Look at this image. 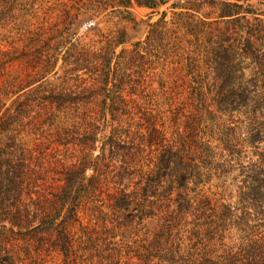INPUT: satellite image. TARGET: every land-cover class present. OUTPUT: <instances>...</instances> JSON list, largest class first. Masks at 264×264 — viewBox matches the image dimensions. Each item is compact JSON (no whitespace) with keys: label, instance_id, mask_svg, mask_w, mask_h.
<instances>
[{"label":"trees","instance_id":"1","mask_svg":"<svg viewBox=\"0 0 264 264\" xmlns=\"http://www.w3.org/2000/svg\"><path fill=\"white\" fill-rule=\"evenodd\" d=\"M112 2L129 49L81 7L0 48V264H264V0Z\"/></svg>","mask_w":264,"mask_h":264},{"label":"rangeland","instance_id":"2","mask_svg":"<svg viewBox=\"0 0 264 264\" xmlns=\"http://www.w3.org/2000/svg\"><path fill=\"white\" fill-rule=\"evenodd\" d=\"M102 1L105 2L102 3ZM3 2V0H0V48H5L6 45H9L8 42L18 38L19 33L25 28L37 31L40 39L44 40L48 34L52 33L51 26L54 22L62 17L65 18L66 14L64 11L66 9L70 11L69 15L74 17V13H77V8L81 7L80 16L78 18L75 16L68 26L69 30L66 37L72 40L80 38L85 42H89L90 39H97L95 34L99 33V31L114 30V37L122 38L123 41L117 45L116 50L129 49L134 42L143 40L148 31V23L155 21L159 16L157 12H152V9L136 4L124 8L113 3L112 0H7L6 4H3ZM86 2L89 7L97 11L85 12ZM212 7H206L205 12L208 14L215 11ZM164 8L165 6L160 7V11ZM60 25L58 28H60ZM89 29L92 30L90 31ZM122 33L124 34L123 36ZM54 43L56 41L51 42V44ZM159 61L160 66L156 69L157 73L161 71V67L166 70L165 60L160 58ZM206 66L203 65V67ZM23 69L24 66L20 63L14 64V66L9 65L5 70L12 74H21ZM171 71L172 69L169 66L168 72L163 73L164 78L154 77L151 80V87H157L158 82L163 83L164 80L169 84L173 82L172 78L174 76L170 74ZM51 81L54 83L58 82V80L53 78ZM98 151H95L94 154ZM144 224L146 227H151L152 222L151 220H145Z\"/></svg>","mask_w":264,"mask_h":264}]
</instances>
